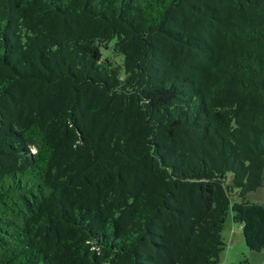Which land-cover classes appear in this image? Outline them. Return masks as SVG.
Masks as SVG:
<instances>
[{
    "label": "trees",
    "instance_id": "16d2710c",
    "mask_svg": "<svg viewBox=\"0 0 264 264\" xmlns=\"http://www.w3.org/2000/svg\"><path fill=\"white\" fill-rule=\"evenodd\" d=\"M259 191L264 0H0V264L262 252Z\"/></svg>",
    "mask_w": 264,
    "mask_h": 264
},
{
    "label": "rangeland",
    "instance_id": "374dc122",
    "mask_svg": "<svg viewBox=\"0 0 264 264\" xmlns=\"http://www.w3.org/2000/svg\"><path fill=\"white\" fill-rule=\"evenodd\" d=\"M261 193L260 198H254ZM251 200L264 204V192L250 195ZM234 208L229 212L222 231L223 252L219 264H264V251L256 252L247 247L243 228L234 221Z\"/></svg>",
    "mask_w": 264,
    "mask_h": 264
}]
</instances>
